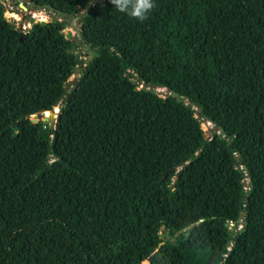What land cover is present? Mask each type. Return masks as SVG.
Listing matches in <instances>:
<instances>
[{
	"label": "trees",
	"instance_id": "obj_1",
	"mask_svg": "<svg viewBox=\"0 0 264 264\" xmlns=\"http://www.w3.org/2000/svg\"><path fill=\"white\" fill-rule=\"evenodd\" d=\"M25 2L92 56L0 6V264H264V0Z\"/></svg>",
	"mask_w": 264,
	"mask_h": 264
},
{
	"label": "rangeland",
	"instance_id": "obj_2",
	"mask_svg": "<svg viewBox=\"0 0 264 264\" xmlns=\"http://www.w3.org/2000/svg\"><path fill=\"white\" fill-rule=\"evenodd\" d=\"M102 1L103 0H95V3H101ZM0 4L4 10L3 18L5 21L12 25L15 29L20 30L22 33L29 31L35 26H38L41 24V21L43 24L49 23L51 21H61L65 23V28L61 31L60 35L71 45L69 52L77 61V64L73 68L72 74L66 79L64 83L65 88L68 91L71 85L77 79L79 69L83 67L84 63H86L92 56L91 50L87 46L82 45L79 41L78 24L80 14L82 12L79 11L70 16L59 15L45 8L32 7L27 4L25 0H0ZM20 5L23 6L24 9H22ZM29 19L34 20L33 26H30L31 23H29ZM67 35L68 38H66ZM137 85L140 88L143 86V83L137 82ZM152 90L161 98H164L169 94L165 89L162 88H152ZM57 110L58 106H56V111L54 112H57ZM193 111L194 117L198 118L195 108H193ZM30 120L35 122V120ZM199 126L205 138L210 137L212 133H217L216 128L204 120H200ZM238 229H240V225L236 226V230ZM141 264H146V262L144 261Z\"/></svg>",
	"mask_w": 264,
	"mask_h": 264
},
{
	"label": "clouds",
	"instance_id": "obj_3",
	"mask_svg": "<svg viewBox=\"0 0 264 264\" xmlns=\"http://www.w3.org/2000/svg\"><path fill=\"white\" fill-rule=\"evenodd\" d=\"M116 9L138 21L147 19V13L153 9V0H110Z\"/></svg>",
	"mask_w": 264,
	"mask_h": 264
},
{
	"label": "water",
	"instance_id": "obj_4",
	"mask_svg": "<svg viewBox=\"0 0 264 264\" xmlns=\"http://www.w3.org/2000/svg\"><path fill=\"white\" fill-rule=\"evenodd\" d=\"M29 5L32 6V7L45 8V9H48L50 11H53L51 7H47V6L38 7V6H35L33 3H30ZM0 6H1V4H0ZM20 7L22 9H24L23 6L20 5ZM55 13L61 15L60 12L55 11ZM29 22L32 23V19H29ZM40 23L43 24L42 21ZM66 38H68V35L66 36ZM170 96L171 97H175V94L174 93H170ZM175 100H176V102H179L180 101V98L179 97H175ZM46 112H47V115H44V112L37 113V114L32 115L30 117V119L35 120V122L36 121H48L49 124H51V125L53 124V127L52 128H55V125H56V122H57V119H58L59 108H58L57 112H54L52 110L46 111ZM217 133L218 134H221L222 133V130L217 128ZM240 169L241 170H244V166H241ZM160 237H161V235H160Z\"/></svg>",
	"mask_w": 264,
	"mask_h": 264
},
{
	"label": "bare ground",
	"instance_id": "obj_5",
	"mask_svg": "<svg viewBox=\"0 0 264 264\" xmlns=\"http://www.w3.org/2000/svg\"><path fill=\"white\" fill-rule=\"evenodd\" d=\"M34 20L32 19L31 26H33ZM53 110V109H52ZM54 111V110H53ZM44 115H47V112H44Z\"/></svg>",
	"mask_w": 264,
	"mask_h": 264
}]
</instances>
